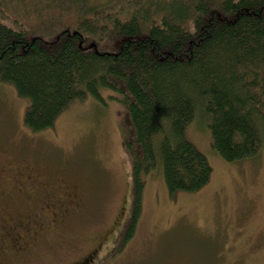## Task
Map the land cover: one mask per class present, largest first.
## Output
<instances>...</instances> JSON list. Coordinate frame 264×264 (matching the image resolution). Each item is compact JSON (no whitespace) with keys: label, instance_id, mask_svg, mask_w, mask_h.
<instances>
[{"label":"trees","instance_id":"trees-1","mask_svg":"<svg viewBox=\"0 0 264 264\" xmlns=\"http://www.w3.org/2000/svg\"><path fill=\"white\" fill-rule=\"evenodd\" d=\"M0 83L27 100L23 123L32 132L52 129L75 102L104 103L103 93L124 107L119 131L132 176L124 246L153 170L172 196L209 182L212 168L188 140L191 128L204 126L226 162L261 150L264 0H0ZM41 202L36 229L57 233L70 210Z\"/></svg>","mask_w":264,"mask_h":264},{"label":"rangeland","instance_id":"rangeland-1","mask_svg":"<svg viewBox=\"0 0 264 264\" xmlns=\"http://www.w3.org/2000/svg\"><path fill=\"white\" fill-rule=\"evenodd\" d=\"M102 96L104 103L75 102L52 129L32 132L23 123L27 100L0 83V166H32L43 176L39 181L50 180L54 188L35 201L27 192L0 200V264H264V133L256 157L231 163L211 148L204 126L187 131L212 168L209 182L172 196L153 170L133 237L123 246L132 200L119 131L125 109L109 93ZM41 201L70 210L57 220V233L36 229L34 209ZM26 230L36 231L39 241L28 239ZM18 245L27 252L19 253Z\"/></svg>","mask_w":264,"mask_h":264},{"label":"flooded vegetation","instance_id":"flooded-vegetation-1","mask_svg":"<svg viewBox=\"0 0 264 264\" xmlns=\"http://www.w3.org/2000/svg\"><path fill=\"white\" fill-rule=\"evenodd\" d=\"M8 163L0 166V200L9 202V200L13 199L15 195L25 194V192L31 196L32 200H37L42 198V196L51 194L50 192L54 190L53 186L50 185L51 182L39 181L43 178V176L39 173L40 171L38 169L26 164H19V166L14 168ZM41 214L43 216H49L46 210L41 211ZM50 218L49 223L52 225L51 221H55L54 215L50 216ZM26 231L29 233L28 239L35 241L33 236H35L34 234L36 231ZM23 242L25 245L28 243L25 239H23ZM0 243H3L1 236ZM18 252L25 254L27 252V248L18 245ZM1 253L2 251H0V257Z\"/></svg>","mask_w":264,"mask_h":264}]
</instances>
